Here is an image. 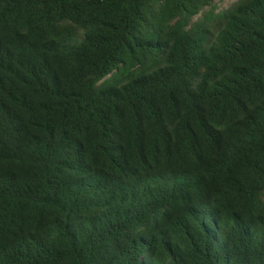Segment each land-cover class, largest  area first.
Segmentation results:
<instances>
[{
  "label": "trees",
  "instance_id": "trees-1",
  "mask_svg": "<svg viewBox=\"0 0 264 264\" xmlns=\"http://www.w3.org/2000/svg\"><path fill=\"white\" fill-rule=\"evenodd\" d=\"M0 0V264H264V0Z\"/></svg>",
  "mask_w": 264,
  "mask_h": 264
},
{
  "label": "rangeland",
  "instance_id": "rangeland-1",
  "mask_svg": "<svg viewBox=\"0 0 264 264\" xmlns=\"http://www.w3.org/2000/svg\"><path fill=\"white\" fill-rule=\"evenodd\" d=\"M237 0H217L216 1V9L218 11L226 10L228 9L233 3H235Z\"/></svg>",
  "mask_w": 264,
  "mask_h": 264
}]
</instances>
